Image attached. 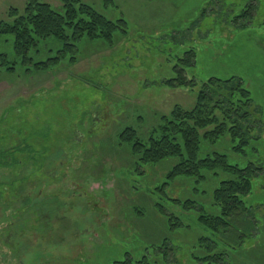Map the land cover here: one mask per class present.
Masks as SVG:
<instances>
[{"label":"rangeland","instance_id":"1","mask_svg":"<svg viewBox=\"0 0 264 264\" xmlns=\"http://www.w3.org/2000/svg\"><path fill=\"white\" fill-rule=\"evenodd\" d=\"M251 1L82 0L109 18L126 19L127 33L113 46L77 42L79 51L42 45L35 61L58 55L61 62L37 69L18 61L16 72L0 73V152L32 147L15 152L20 162L0 166V264H121L129 256L153 264H219L205 258L199 240L216 235L198 219L201 207L213 213L208 194L218 180H170L177 160L144 164L120 135L133 128L147 141L161 116L193 107L211 76H242L264 124V0H255L253 19L231 22ZM26 3L0 0V21L11 20V8L22 13ZM189 48L197 52L188 69L197 85L167 86L177 57ZM14 50L12 36L0 38V54L14 61ZM256 135L261 139L246 155L235 154L228 140L216 147L232 164L263 169L245 198L247 218L234 224L244 237L235 247L222 237L219 247L228 256L220 264H264V130ZM189 199L197 207L186 210ZM33 209L43 233L26 222Z\"/></svg>","mask_w":264,"mask_h":264},{"label":"trees","instance_id":"2","mask_svg":"<svg viewBox=\"0 0 264 264\" xmlns=\"http://www.w3.org/2000/svg\"><path fill=\"white\" fill-rule=\"evenodd\" d=\"M105 1L113 3V0ZM60 2L61 6L58 8L48 2L27 0L22 13L17 8L10 9L8 14L11 20L0 21V38L13 37L15 60L10 61L7 54H0L3 61L0 73L16 72L18 61L30 62L37 69L48 68L51 61L61 62L58 55L46 61H35V56H42L40 53L42 45L45 47L49 43L53 45V42H57L64 45L65 49H62L64 52L74 48L79 51L77 42L99 40L113 46L120 33H127L128 22L124 18H109L82 0ZM258 9V3L253 0L247 3L231 22L239 25L240 20L253 19ZM72 41L74 43H71ZM196 63L197 52L189 48L181 57H177L174 76L164 83L172 88L195 87L197 82L195 78L190 79L188 69ZM160 121L158 129L147 141L139 137L133 128H127L121 133L120 141L128 144L133 155L144 164L177 160L176 165H173L166 175L170 180L188 178L207 184L212 179L218 180L208 194L212 198L213 213L205 212L201 207L198 219L205 228L216 235V239L202 236L199 240L200 246L208 250L205 258L220 264L222 259L228 256L227 250L219 247L222 237L230 247L238 245L239 240L244 237V233H240L234 224L239 223L240 217L247 218L245 198L253 193L255 180L263 169L253 162L244 167L232 164L229 156L216 147L223 140H228L235 154L246 155L252 142L261 139L256 135L258 131L264 130L261 111L242 76L231 75L226 78L211 76L202 82L191 109L176 106L169 115L161 116ZM25 148L29 152L32 150L30 145L2 150L0 166L20 162L15 152L23 153ZM175 202L181 204L180 200ZM196 203L189 199L183 206L186 210H191L197 207ZM24 213L25 211H21L18 215ZM33 214H35L31 219L33 221L26 219V222L33 224L34 227L30 229L41 230L40 211L33 209ZM248 226H242V229H247ZM43 231L44 229L41 230L42 233ZM12 232L10 230V233ZM6 243L9 245L10 241ZM121 264L153 263L147 256L136 260L129 256L121 261Z\"/></svg>","mask_w":264,"mask_h":264}]
</instances>
